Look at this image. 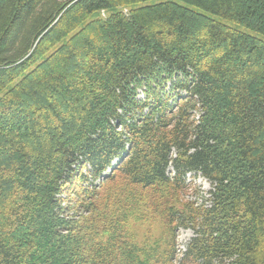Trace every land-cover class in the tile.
I'll use <instances>...</instances> for the list:
<instances>
[{
	"label": "trees",
	"instance_id": "trees-1",
	"mask_svg": "<svg viewBox=\"0 0 264 264\" xmlns=\"http://www.w3.org/2000/svg\"><path fill=\"white\" fill-rule=\"evenodd\" d=\"M213 16L264 36V0H0V264H172L180 226L264 264V40Z\"/></svg>",
	"mask_w": 264,
	"mask_h": 264
},
{
	"label": "rangeland",
	"instance_id": "rangeland-1",
	"mask_svg": "<svg viewBox=\"0 0 264 264\" xmlns=\"http://www.w3.org/2000/svg\"><path fill=\"white\" fill-rule=\"evenodd\" d=\"M213 18L217 20H221L223 23L230 25L236 29H239L243 32H246L250 35L259 37L264 40V36L258 34L256 32L250 31L234 22L221 19L219 17L213 16ZM171 171L172 169L169 167L168 169ZM186 190L183 195V200L189 203H192L195 206H199L202 204H208V192L211 189L212 185L208 180H206L203 176L187 174L185 177ZM132 229L137 235V239L142 241L146 237L149 239L160 241L161 246H163L164 241L168 238V231L162 224L161 218L157 217L152 221H147L141 223L140 221H136L132 224ZM195 235L193 229L188 226H180L174 231V239L178 247V251H180L179 257L177 260H173L172 264H182L180 262L181 253L185 250L188 241ZM216 264H224V263H216Z\"/></svg>",
	"mask_w": 264,
	"mask_h": 264
}]
</instances>
